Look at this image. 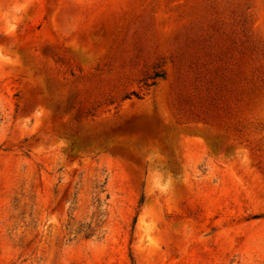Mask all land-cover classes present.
I'll list each match as a JSON object with an SVG mask.
<instances>
[{
    "label": "rangeland",
    "instance_id": "1",
    "mask_svg": "<svg viewBox=\"0 0 264 264\" xmlns=\"http://www.w3.org/2000/svg\"><path fill=\"white\" fill-rule=\"evenodd\" d=\"M0 264H264V0H0Z\"/></svg>",
    "mask_w": 264,
    "mask_h": 264
},
{
    "label": "trees",
    "instance_id": "2",
    "mask_svg": "<svg viewBox=\"0 0 264 264\" xmlns=\"http://www.w3.org/2000/svg\"><path fill=\"white\" fill-rule=\"evenodd\" d=\"M160 78V79H164L165 78V73H155L154 76L152 77V79L155 81V79ZM155 82H153L151 85H154ZM142 200V199H141ZM96 201L99 202V200L97 199ZM99 215V214H98ZM100 221H97L96 224H98ZM67 234H74L75 236L77 235H82L84 238H91L93 235V230L95 229V227L92 226V223L86 224L83 226V224H80L77 228L70 226V223L67 224Z\"/></svg>",
    "mask_w": 264,
    "mask_h": 264
}]
</instances>
